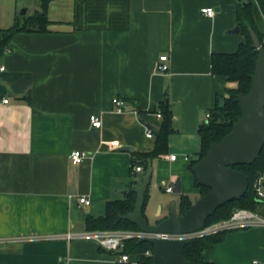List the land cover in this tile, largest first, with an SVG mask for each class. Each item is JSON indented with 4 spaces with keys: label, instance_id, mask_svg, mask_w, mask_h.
I'll return each instance as SVG.
<instances>
[{
    "label": "crops",
    "instance_id": "0c3cea01",
    "mask_svg": "<svg viewBox=\"0 0 264 264\" xmlns=\"http://www.w3.org/2000/svg\"><path fill=\"white\" fill-rule=\"evenodd\" d=\"M31 6L28 17L39 0H0V264H116L117 254L98 242L65 236L87 231L86 216H104L108 202L137 190L150 162V225L170 216L167 202L177 209L182 195L193 205L200 200L191 169L199 129L229 86L213 76L211 56L235 52L245 40L231 33L237 7L225 0H53L48 32L11 36ZM164 55L166 74L158 69ZM114 98L126 101L124 112ZM165 98L174 115L169 153L136 172L137 154L154 149L147 131L158 130ZM93 115L102 128L91 126ZM73 151L89 156L74 164ZM179 178L182 192L173 198L166 189ZM82 197L90 203L80 204ZM158 204L163 219L151 212ZM258 213L264 219V202ZM203 257L264 264V226L227 232Z\"/></svg>",
    "mask_w": 264,
    "mask_h": 264
},
{
    "label": "trees",
    "instance_id": "16d2710c",
    "mask_svg": "<svg viewBox=\"0 0 264 264\" xmlns=\"http://www.w3.org/2000/svg\"><path fill=\"white\" fill-rule=\"evenodd\" d=\"M40 9L34 15L27 17L24 22L17 21L9 29L10 35L17 32L28 33H46L50 25L48 17V7L53 0H39ZM228 3L235 4L237 7V20L241 33L245 40L239 45L235 52L214 53L211 56L212 74L216 77H223L227 80L229 86L226 87L224 95L217 98L216 105L210 113V119L199 129L201 137V150L198 158L191 164V169L207 154L211 145L221 142L234 128L235 123L242 116L238 97L248 95L253 86V76L256 71L258 50L254 47V40L251 31H253L261 41L264 48V0H225ZM8 38L2 45L7 46ZM220 98H223V105L220 106ZM157 113L162 114L161 124L155 132V146L149 153L137 154V160L133 161V167L137 164H147L156 158L169 153V137L174 133L173 121L174 115L168 98L159 103ZM234 170L244 173L249 179V189L239 200L231 201L218 208L211 216L206 226L227 220L231 218L234 211L246 209L258 213L259 206L254 191V182L258 176L264 172V147L259 158L251 165H236ZM196 185L201 190V197L208 194L211 189L201 186L193 172ZM137 193L131 190L125 199L110 201L106 204L105 214L102 217L94 218L86 216L87 231H117V230H139L138 226L124 216L135 209ZM149 201V192H146L143 213L146 217V207ZM193 206V202L187 196H181V214L186 208ZM147 218V217H146ZM227 232L218 233L209 236L196 237L189 239L184 250L185 258L189 264H214L207 262L203 253L212 248L217 243L224 240ZM154 256V245L150 240H129L125 242L120 254L136 256V264H152ZM133 264V263H128Z\"/></svg>",
    "mask_w": 264,
    "mask_h": 264
},
{
    "label": "water",
    "instance_id": "95a60500",
    "mask_svg": "<svg viewBox=\"0 0 264 264\" xmlns=\"http://www.w3.org/2000/svg\"><path fill=\"white\" fill-rule=\"evenodd\" d=\"M240 32L239 26L231 31L233 34ZM251 33L259 56L250 93L238 97L242 116L235 123L233 130L221 142L212 144L207 154L193 168L198 183L211 191L192 207L186 208L183 214L176 211L173 202L170 206V216L157 225H150L143 213L146 192L153 177V166L150 162L143 181L136 190L135 209L124 216V219L136 224L140 231L154 236L196 234L206 227L208 219L218 208L241 199L248 191V177L233 167L253 164L264 147V48L258 36L253 31ZM222 105L223 98H220V106ZM130 149L121 148L123 151ZM173 187L174 194H181L180 178ZM150 241L154 245L152 264H189L184 254L188 240L153 238ZM137 262L138 258L131 256V263Z\"/></svg>",
    "mask_w": 264,
    "mask_h": 264
},
{
    "label": "built area",
    "instance_id": "2783aa9c",
    "mask_svg": "<svg viewBox=\"0 0 264 264\" xmlns=\"http://www.w3.org/2000/svg\"><path fill=\"white\" fill-rule=\"evenodd\" d=\"M202 12L209 17H213L216 14L215 10L212 8H205L202 10ZM168 61H169L168 56L164 55L160 57V65L158 69L163 74L168 73L170 70ZM4 103H8V100H4ZM113 103L117 106L116 109L117 112L122 113L125 111V107L127 105L126 101L120 98H114ZM157 117L158 119L162 120L161 113H157ZM207 118L210 119V113L207 114ZM90 122H91V126L96 129H100L103 126V120L99 116H95V115L91 116ZM147 137L155 138V133L150 128L147 131ZM88 156L89 153L86 151H73L70 155V158L74 164H80L85 159H87ZM171 159L175 160L176 156L175 155L171 156ZM134 170L136 172H141L144 170V168L142 166H136ZM166 191L168 193H173L174 191L173 185L167 187ZM254 191L256 193L258 201L263 203L264 202V172H262L255 180ZM70 198L73 199L74 196H70ZM79 202L80 204L90 203V201L85 197L80 198ZM257 225L264 226V219L259 215V213L246 209H238L234 211L231 218L215 223L208 227L206 226L201 232H198L193 235L154 236L151 234L144 233L140 230H117V231H84L80 233H69L65 237L67 239L80 238V239L94 240L98 242L99 245L105 250L117 254L116 264H128L131 263V256L127 254L121 255L120 252L124 247L125 242L129 240H151L153 238H165L168 240H181V239L189 240L196 237H203V236H209L223 232L246 229ZM147 254L150 256L152 255L151 253H147ZM251 264H263V263L259 260H253Z\"/></svg>",
    "mask_w": 264,
    "mask_h": 264
},
{
    "label": "rangeland",
    "instance_id": "374dc122",
    "mask_svg": "<svg viewBox=\"0 0 264 264\" xmlns=\"http://www.w3.org/2000/svg\"><path fill=\"white\" fill-rule=\"evenodd\" d=\"M39 3H40V1H39ZM27 9V7H25L24 9H22L21 10V12L22 11H25ZM33 8H32V6H31V8H30V11L27 13V14H24V17H28L29 15H31V14H33ZM153 187V185L150 187V188H152ZM156 192V191H155ZM159 192V194H165V195H167V193H165V192H162V191H158ZM169 196H171V197H173V198H176L177 197V195L176 194H174V193H172V194H169ZM197 201L198 200H195V203L194 204H196L197 203ZM173 203V200H171L170 202H167L166 204H164V212L166 211V213L168 212L169 214L171 213V210H170V206H171V204ZM162 204H158L155 208H153L152 209V213H155L154 215H160L159 217V219H163V217H164V215L165 214H163V210H162V206H161ZM176 211L179 213V214H181V209H180V207H178L177 209H176ZM158 217V216H157ZM149 219V218H148ZM150 221L151 220H149V223H150ZM154 225V224H153Z\"/></svg>",
    "mask_w": 264,
    "mask_h": 264
}]
</instances>
